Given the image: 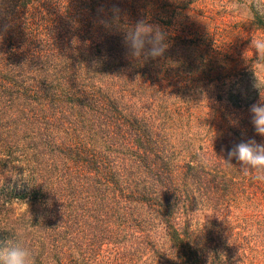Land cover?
<instances>
[{
  "label": "trees",
  "instance_id": "trees-1",
  "mask_svg": "<svg viewBox=\"0 0 264 264\" xmlns=\"http://www.w3.org/2000/svg\"><path fill=\"white\" fill-rule=\"evenodd\" d=\"M255 3L10 0L0 250L22 230L35 264H264V181L221 160L264 143ZM140 20L167 33L163 57L126 54Z\"/></svg>",
  "mask_w": 264,
  "mask_h": 264
},
{
  "label": "clouds",
  "instance_id": "clouds-1",
  "mask_svg": "<svg viewBox=\"0 0 264 264\" xmlns=\"http://www.w3.org/2000/svg\"><path fill=\"white\" fill-rule=\"evenodd\" d=\"M9 6L10 0H0V39H3V36L13 27L12 23L4 22L9 15ZM255 10L264 16V0H256ZM166 40L167 33L159 25L148 23L145 20H140L127 28L123 36L126 54L145 62L164 56L169 47ZM251 47L259 53V56H264V37L252 39ZM249 113L255 132L264 137V94L260 93L259 101L249 106ZM233 158L241 165L240 169L245 175L255 173L256 180L264 181V143H257L252 138L235 143L227 152V160H221L233 167L231 164ZM11 176L13 180H27L25 171L22 175L11 173ZM2 186L3 184H0V187ZM212 214L209 212L207 215ZM0 230L8 231L9 229ZM23 239L24 232L15 230L14 239L8 240L7 247L0 250V264H35L32 252L24 245ZM45 264H55V262L47 260Z\"/></svg>",
  "mask_w": 264,
  "mask_h": 264
}]
</instances>
